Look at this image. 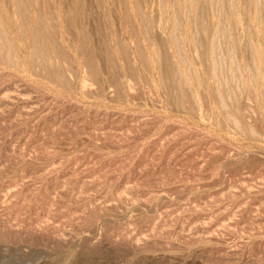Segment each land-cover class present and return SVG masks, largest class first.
Listing matches in <instances>:
<instances>
[{
	"label": "rangeland",
	"instance_id": "1",
	"mask_svg": "<svg viewBox=\"0 0 264 264\" xmlns=\"http://www.w3.org/2000/svg\"><path fill=\"white\" fill-rule=\"evenodd\" d=\"M145 1L143 8L155 17L145 25L167 24L162 11L170 1ZM205 1L213 5L205 9L210 24L203 20L207 27L211 22L217 26L208 28L216 45L211 59L215 85L221 86L225 110L233 113L229 116L235 113L240 128L214 122L207 109L211 100L204 104V97L202 109L208 111L199 115L188 91L183 87L186 94L180 96V88L171 80H157L152 67L138 66L131 77L113 64L116 75L111 81H90L92 91L81 94L79 85L88 74L81 66L73 70L74 62L59 69L67 77L64 83L52 68L28 71L0 59V264H264V123L257 108L263 106V97L246 88L249 79L255 81L254 75L264 71V40L247 26L250 32L232 27L233 11L247 17L256 13L244 0H234L233 7L231 0ZM259 5L256 24L264 21V0ZM105 7L114 19L122 15L134 23L137 18L132 0H90L88 11L99 19L93 21L99 27L97 50L110 67L105 50L109 38L101 18ZM123 20H115L120 25L115 26L125 32V26L133 25ZM201 34L195 40H213L211 33L208 40ZM202 49L180 48L188 61L198 52L203 55ZM252 51L263 63L252 60ZM194 64L188 67L191 74L203 75L202 66ZM127 81L135 84L132 94L123 88Z\"/></svg>",
	"mask_w": 264,
	"mask_h": 264
},
{
	"label": "bare ground",
	"instance_id": "2",
	"mask_svg": "<svg viewBox=\"0 0 264 264\" xmlns=\"http://www.w3.org/2000/svg\"><path fill=\"white\" fill-rule=\"evenodd\" d=\"M99 1H101V0H99ZM132 1H133V14L137 19L134 20L135 25H134L133 21L132 22H129V20L126 21V22H129L133 26H130V24H128L130 26L129 28H128V26H125L124 27V28H126L125 32H123V30H121V28H122V26H121L120 30L123 33L121 31H119V29H117L118 26H115V25H119V24H116L117 22L115 23V20H118L119 22L121 19L123 20V18L121 17L122 15L120 16V18H117L116 16H118V15L116 14L115 15L116 19H114L113 15H111V14L107 15V13H106V11L108 10L106 7H108V6L105 7L106 10L101 9L103 12V17H101V16L100 17L103 18L102 19L104 21L103 25H106V33H104V34H107L109 36V37L107 36V38H109L108 43L105 42L106 40L105 41L101 40V41L105 42L108 45V47L105 46L106 44L104 46L107 48V49L105 48L106 56L108 55L107 57H109V59L112 61V63H111L112 65L109 67V64H107L108 65L107 66V65L102 63L103 61L100 57L101 56V54H100L101 50L99 48L98 49L100 51L97 50V47H98L97 44H99V43H97L96 41H97V38H99V37H97V35H98L97 32H98L99 27H97L98 28L97 29L96 25H94L93 21L95 20L94 22H96L99 19L98 20L94 19L95 18L94 13L91 16V14L93 12L92 10L88 11V6L90 3V0H0V59L3 60V61L1 60L2 64H4L3 62H7L8 66H9V64L12 65L13 63H15L18 66V68H20V67L25 68V70L29 69L28 71H30V70L33 71V69H35L36 66H40L43 68L49 67V68H52L51 70H55L56 72L59 71L58 73H55L52 71L51 72L55 74V75L53 74L55 77L59 78L61 76L59 78L60 81L62 78V80L64 79L63 81L65 83V79L67 77L64 78L66 76L65 73L63 72L65 76L64 75L62 76L63 73H60L59 69L61 67L64 68L63 67L64 62H68V61L74 62V66H72V69L74 67L73 70H76L77 67L79 68L81 66L80 68H82V67L85 68L86 73L88 74L87 75L88 77L86 76L87 78L83 77L84 80L82 79L83 81H82L81 85H79L81 94H84V93L86 94L87 92L89 94V92L92 91L91 84L89 83L90 81H93V82L98 83V84L102 83V82H103L102 84H104L107 81H111L112 79L110 80V78H112L113 76L116 75V74H112V72H115L112 70L113 64H114V67H116L115 65H117L118 68L122 67L121 70L123 71V73L130 74L131 77H133V74H135L137 72V70H139L138 66H140L141 70H145V68H147V67H152L155 71L154 77L157 78V80H159V81L162 80L161 82H163V80H171L175 85H177L176 87L180 88V89H177L178 92H179V90H180V92L183 91L184 88L188 91L186 93H189L193 97L191 99L195 100V103H196L195 109L198 110L199 115H202V113L204 112V109L206 110V107L202 109V107H203V104L201 103V101L203 100L202 97H204V99H207V100L203 101L204 104L207 103L208 99L211 101L213 99V101L214 100L217 101L218 104L212 105V103L210 101V103L208 102L210 105H207V107L209 106V108H207V109H209L211 111V114L213 115V117L215 119L214 122H217L218 124L222 123V125L224 124L223 126H225L227 122L228 123L232 122V123H235V125L237 124V126H238L239 120L235 119L236 118L235 113H234V115H232L233 116L232 117V116H229L232 113L231 112L232 110L230 111L231 112L230 114H229L228 110H227L228 113L225 110L226 105L224 104V101L225 102H227V101H226V99L223 101L224 98L222 99V94H221V92H219L221 90L220 89L218 90V86H220V85H218L216 87L215 81H214V80H216V79H214L215 67L213 66V64H211V61L213 63V60H214V59L211 60L212 59V53H213L214 49H216L213 47V45H215L214 44L215 40H214V35H213L214 32L213 31H212L213 33L210 32L213 35V40H211V42L213 41V43H211L210 40H208V36L212 37V35L210 33L208 34V28H210V27H207L210 24L209 18L207 16L209 14V12L207 13L205 10L206 7L208 6V4H211V3L206 4L207 5L206 6L205 0H169L171 3V4L170 3L169 4L171 6L167 7L166 11H164V10L162 11V12L167 13V17H163V13H161L160 8H158L162 17L168 19L167 24H165V25L161 24V25H157V26L156 25L153 26V25L148 24L149 25L148 26L147 24L145 25L144 22L148 21V23H149V21H151L152 19L154 20L155 17L154 18L152 17L153 13H151V11L148 8H143L145 6V4H144V6H142V4L145 3L146 1L145 0H132ZM167 1H165V2H167ZM233 1L234 0L230 1V2H232L231 6L233 4ZM244 1L247 4H249L251 7H254V9H255L254 11L256 12V13L254 12L255 14H253L252 11H250V8H251L250 6H249L250 8L246 7V11H249V13H252L253 17L255 16V18L253 20L250 16L252 14H249V17L253 20L252 23H250V22H247L248 20H251L249 17H247L245 15L240 16L241 14L237 15V13L235 14V12L233 11V14H231L232 16L230 14L228 15L229 17L231 16L230 21L232 23V27L236 26V29H237L240 26V27H245V29H246V26H247L249 29L254 31V33H256L260 39L264 40V21L261 20V23H259V24L254 23V21L256 20V14L260 12V5L261 4L259 5V0H244ZM122 2H123V0H122ZM165 2H164V4L168 5V2L167 3H165ZM208 2H210V0ZM94 3H95V1H94ZM156 3L157 4H155V5L157 6L158 2L156 1ZM159 4L161 5L162 2H160ZM164 4H163V7H165ZM227 4H228L227 6H229L230 3H227ZM103 5H106V4H103ZM126 5H127V3L125 4V6ZM211 5H213V4H211ZM216 5H217V3H216ZM239 6H242V5L240 4ZM243 6H245V5L243 4ZM243 6H242V10L244 8ZM163 7H161V8H163ZM210 7L214 8L213 6H210ZM93 8H95V7H93ZM247 8H249V10H247ZM125 10L126 11L129 10V8L125 9ZM211 10L213 11V9H211ZM90 11H92L91 14L89 13ZM208 11H210V10H208ZM185 12H187L186 16L189 13V18L187 17L189 19V21H186L187 18L184 17ZM262 12H263V9H262ZM111 13H113V12H111ZM157 13H158V10H157ZM160 13L158 14V16L160 15ZM204 13H207V14H205L206 16H204ZM234 14H235V16H234ZM247 14H248V12H247ZM119 15H120V13H119ZM164 15L166 16V14H164ZM262 15L260 14V16H262ZM155 16H156V14H155ZM182 16L185 18V21H183L184 19L182 18ZM162 17L160 18V20L165 21L166 19L163 20ZM203 17L205 19L208 18L207 21L209 24H206L207 21H205L206 23L204 22ZM209 17H211V16L209 15ZM246 17L249 19H247ZM130 18H131V16H130ZM127 19H128V16H127ZM210 19H212V18H210ZM156 21H157V19H156ZM123 22L126 23L124 20H123ZM152 23H155V22H151V24ZM211 23H212V26L210 25L211 28L216 25L215 23L213 24V22H211ZM98 24H99V22H98ZM155 24H158V23L156 22ZM216 27H214V28L216 29ZM225 27H227V26H225ZM227 28H229V27H227ZM222 29L227 30L225 28H222ZM249 29H248V31H249ZM212 30H213V28H212ZM101 32L102 31H100V33ZM196 33H198V34L202 33L200 36L204 35L206 37L205 39L208 40L209 42L205 41L206 44H204L203 40L200 39L201 37L197 38V39L202 40L203 44L201 43L200 40H195V37H196L195 34ZM215 33H216V31H215ZM254 33H252V34H254ZM104 34H102V35H104ZM181 35H182V37H181ZM252 36L258 38L256 35H252ZM102 37L104 38V36H102ZM197 37H199V36H197ZM215 37H216V35H215ZM121 38L123 41L121 40ZM202 38H204V37H202ZM256 38H254V39H256ZM104 39H106V38H104ZM229 39H231V38H229ZM251 40H253V38L251 39V37H250L249 41L251 42ZM242 41H239V42H242ZM102 42H100V43H102ZM226 42H228V41H226ZM247 43H248V41H247ZM256 44L257 43H255V45ZM250 45H252V44H250ZM182 46L186 49L187 48L191 49L192 52H193V50L195 52V50H198L200 47H201V49H202V47H204L202 49L203 55L201 54V52H198V54L200 53L199 55L196 53L197 56H195V57H194V55H196V54L193 55V57L195 58L194 60H196L197 63H195L194 60H192L193 58L188 61L187 60L188 55L186 56V59L184 58L185 55L182 56V50L184 49ZM247 46H249V45H247ZM262 46L264 47V45H262ZM101 47H103V46H101ZM180 48H182V50H180ZM260 48H261V46H260ZM256 49L257 48H255V50ZM180 51H181V53H180ZM253 51H252L253 54L250 53V55L256 54V51L255 52H253ZM186 52H187V50H186ZM257 53H259V50H257ZM215 54L216 53L214 52L213 55H215ZM238 54H241V53H238ZM257 55L258 54H256V56H254V57H251L252 60L254 62L263 63L264 58H262L260 56L263 59L262 60L259 57V55L258 56ZM107 57H105L106 61H107ZM239 58H238V60H239ZM124 59L127 62L124 61ZM249 59H247V60H249ZM215 61H216V59H215ZM122 62H124V63H122ZM231 62H233V61H231ZM36 63H38V64H36ZM194 63L196 65L200 64L202 66L201 70H203V75L199 69L198 70L201 72V75L197 74V76H195V75L193 76L191 74L192 72H191V70L188 69V67L189 68L192 67V65ZM215 63H214V65H215ZM15 64H13L12 66H14ZM195 64H194V66H195ZM256 64H258V63H256ZM16 65H15V67H16ZM65 65H67V64H65ZM90 66H94V69H97V71H96L97 75L96 76L93 74L95 72L92 71L93 68L91 69ZM237 66H239V65L237 64ZM196 67L200 68L199 66H196ZM257 67H259V66H257ZM262 67H264V65ZM89 68L91 69V71L93 73L91 71H89ZM70 69H71V67H69L68 69L66 68V70H68V71ZM135 69H137V70H135ZM184 69H187L188 76L191 74L193 81L194 80L196 81L195 87L190 85L191 81L190 80H189L190 82L188 81V77L186 75V70H184ZM253 69H257V68H253ZM22 70H24V69H20V71H22ZM114 70H115V68H114ZM248 70H250V69H248ZM80 71H82V70H80ZM193 71L195 72V70H193ZM45 72H46V70H45ZM69 72H70V74H72L71 71H69ZM150 72H151V69H150ZM150 72H149V74H150ZM139 74H141L140 71H139ZM141 75L144 76L143 74H141ZM147 75L148 74H146V72H145L146 77H148ZM255 75L253 77L254 80L256 79L255 81L248 78L249 81L248 82L246 81L247 82L246 88H247V90L251 91L250 92L251 94H252V92H254L255 95L263 97V99H262L263 101H261V102H263L262 103L263 106L261 105L262 107L259 106L257 108H259L260 115H261V117L260 116L259 117L262 118L263 123H264V71H259V73L257 74L256 77H255ZM89 76H90V78H89ZM144 77H141V78H143L142 82L146 81L144 79ZM154 77H152V79ZM137 78L135 77V80ZM48 79H49V77H48ZM137 80H139V79H137ZM53 81H54V79H53ZM171 81H170V83H171ZM148 82H150V81L148 80ZM164 83H165V81H164ZM173 83L171 84L172 86H173ZM68 84L70 86V83H68ZM68 84H66V85L68 86ZM60 85H62V84H60ZM134 85L127 81V82H125L123 88H124V90L130 92V91H133L132 89H135ZM171 85H169V86H171ZM155 86H157V85H155ZM107 87H109V86H107ZM132 87H134V88H132ZM141 87H142V85H141ZM150 87H151V84H150ZM175 90H176V88H175ZM224 92H223V94L226 93V92L225 93ZM130 94H132V93L130 92ZM180 94H184V93L181 92V93H179V95ZM185 94H184V96H185ZM179 100H181V99H179ZM187 100H185V101H187ZM232 100H234V99H232ZM171 101H173V100H171ZM189 101H190V98H189ZM187 103H188V101H187ZM246 103H248V102H246ZM226 104H229V103H226ZM192 105H193V103H192ZM228 106L229 105H227V107ZM177 107H179V106H177ZM206 111H208V110H206ZM210 111H209V113H210ZM237 111H239V110H237ZM233 112H235V111H233ZM224 113H225V115L227 114L228 116L225 117ZM252 114H254V112ZM236 115H238V114H236ZM257 115H259V114H257ZM240 117H243V116H240ZM239 119H241V118H239ZM243 120H245V119H243ZM258 122H262V121H258ZM212 123H213V121H212ZM244 123H245V121H244ZM246 124L247 123H245V125ZM240 126H238V127L240 128ZM250 126H251V124H250ZM225 127H227V126H225ZM246 128L248 129V127H246ZM254 130L255 129H252V131H254ZM251 133H253V132H251ZM253 135H254V133H253ZM257 136H259V135H257Z\"/></svg>",
	"mask_w": 264,
	"mask_h": 264
}]
</instances>
